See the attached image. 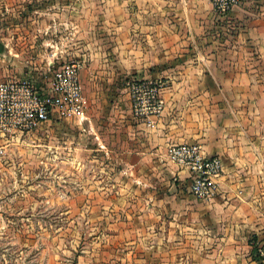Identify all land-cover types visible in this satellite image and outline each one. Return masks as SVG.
<instances>
[{"label": "crops", "instance_id": "0c3cea01", "mask_svg": "<svg viewBox=\"0 0 264 264\" xmlns=\"http://www.w3.org/2000/svg\"><path fill=\"white\" fill-rule=\"evenodd\" d=\"M117 3L103 5L105 36L94 35L80 69L89 107L110 113L88 114L84 103L82 116L64 119L92 134L98 147L90 149L101 151L94 155L113 161L107 184L136 182L138 201H152L137 218L159 221L153 233L175 254L166 264H260L253 247L264 250V0H241L224 15L211 0ZM57 15L44 31L78 25ZM45 38L59 47L58 34ZM133 74L165 81L153 126L133 112ZM183 142L221 156L214 198L190 194L189 172L170 160L169 146Z\"/></svg>", "mask_w": 264, "mask_h": 264}, {"label": "rangeland", "instance_id": "374dc122", "mask_svg": "<svg viewBox=\"0 0 264 264\" xmlns=\"http://www.w3.org/2000/svg\"><path fill=\"white\" fill-rule=\"evenodd\" d=\"M116 2L123 0H0V81L30 77L41 86L51 61L58 66L81 58L88 66L94 35L106 32L103 5ZM57 14L78 25L44 31V21ZM56 34L59 47L45 40ZM82 88L88 114L110 113L89 107L92 91ZM91 147H98L92 134L64 118L30 130L0 124V264L170 260L166 237L153 233L159 221L137 218L152 201H138L136 182L107 184L115 172L104 168L113 161Z\"/></svg>", "mask_w": 264, "mask_h": 264}, {"label": "built area", "instance_id": "2783aa9c", "mask_svg": "<svg viewBox=\"0 0 264 264\" xmlns=\"http://www.w3.org/2000/svg\"><path fill=\"white\" fill-rule=\"evenodd\" d=\"M241 0H211L216 14L228 13ZM81 59L56 66L51 61L43 83L33 78L0 81V124L7 128L30 130L54 118L82 116L85 97L80 79ZM164 79L132 77L129 90L135 116L148 125L162 114L165 101L161 95ZM168 156L189 172V191L200 199H212L220 192L218 178L223 161L218 154H208L200 142L171 144ZM264 254V250L261 251Z\"/></svg>", "mask_w": 264, "mask_h": 264}, {"label": "trees", "instance_id": "16d2710c", "mask_svg": "<svg viewBox=\"0 0 264 264\" xmlns=\"http://www.w3.org/2000/svg\"><path fill=\"white\" fill-rule=\"evenodd\" d=\"M253 257L258 259L260 264H263V261H262L263 256L261 255L259 248L257 246L253 247Z\"/></svg>", "mask_w": 264, "mask_h": 264}, {"label": "water", "instance_id": "95a60500", "mask_svg": "<svg viewBox=\"0 0 264 264\" xmlns=\"http://www.w3.org/2000/svg\"><path fill=\"white\" fill-rule=\"evenodd\" d=\"M0 46H1V43H0Z\"/></svg>", "mask_w": 264, "mask_h": 264}]
</instances>
